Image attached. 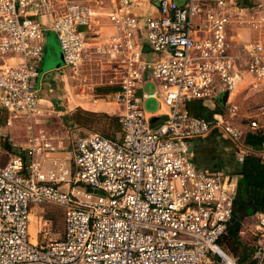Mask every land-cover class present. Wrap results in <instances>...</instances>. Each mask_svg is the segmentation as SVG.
<instances>
[{"label":"built area","instance_id":"obj_1","mask_svg":"<svg viewBox=\"0 0 264 264\" xmlns=\"http://www.w3.org/2000/svg\"><path fill=\"white\" fill-rule=\"evenodd\" d=\"M51 2L0 0V264H240L222 245L235 189L196 165L190 141L221 129L243 162L244 136L264 133L257 120L236 123L231 102L245 76L264 82V9L248 20L252 38L234 44L228 0H156L157 14L143 18L134 0H62L64 12L46 27L40 17ZM103 15L114 31H92ZM48 31L63 63L40 74ZM91 59L111 71L117 89L106 96L120 107V128L72 140L69 160L52 157L44 168L37 155L58 151L52 137L28 123V147H12L2 127L42 114L48 73L76 78ZM225 90L222 108L215 97ZM148 99L166 119L151 122ZM194 101L219 110L205 119L188 108ZM49 202L63 208V235L34 242L32 208ZM256 236L254 264H264V212Z\"/></svg>","mask_w":264,"mask_h":264},{"label":"rangeland","instance_id":"obj_2","mask_svg":"<svg viewBox=\"0 0 264 264\" xmlns=\"http://www.w3.org/2000/svg\"><path fill=\"white\" fill-rule=\"evenodd\" d=\"M184 3V0H177ZM228 9L231 13L230 36L234 44L245 43L252 38V32L249 30L248 20L252 18L260 9H264V0H228ZM65 4L62 0H52L50 6L44 9L42 17L46 27L51 23L52 17L63 13ZM52 13V17L50 15ZM41 19V17H40ZM50 22V23H49ZM61 50L55 35L47 38V46L44 52V69H55L61 62ZM111 71L105 65H101L97 60L91 59L85 62L82 72L76 78L70 76L57 77L54 81L58 86V93L53 92L52 104L42 115L31 119L21 117L14 120L12 128L16 132H21L23 138L22 144L27 141V124L37 125L34 132L40 131V125L43 122H52L53 126H62L64 131L74 134L72 140L87 136L90 132H100L105 135H113L120 128L119 114L121 113L119 105L106 96L104 91L99 88L111 87ZM56 89V88H55ZM147 91L153 89L152 84H148ZM231 102L238 107L235 122L245 125L248 119L257 120L264 125V82H259L249 76H245L237 87L233 90ZM76 103H81L73 115H66L64 112L73 107ZM144 108L148 112L156 111L159 108L158 102L154 99H148L144 102ZM51 110V111H48ZM48 117V118H47ZM78 117L82 118L86 125L78 123ZM0 125H5V118L0 119ZM77 126V127H76ZM10 129V131H11ZM6 131V129H3ZM2 130V132H3ZM22 146V145H21ZM37 209L32 211L30 232L34 242L45 243V237L59 239L64 231V211L63 208L54 203H44L35 205ZM33 206V207H35ZM33 209V208H32ZM50 220L46 226L42 223L41 217ZM47 230V232L45 231ZM256 239L253 237V240Z\"/></svg>","mask_w":264,"mask_h":264},{"label":"crops","instance_id":"obj_3","mask_svg":"<svg viewBox=\"0 0 264 264\" xmlns=\"http://www.w3.org/2000/svg\"><path fill=\"white\" fill-rule=\"evenodd\" d=\"M130 9L142 18L152 14L155 15L157 14V2L156 0H134V3L132 4ZM50 15L52 17V13H50ZM44 16L47 15L43 14L41 16V21L44 23V25H46V21L44 22L42 18ZM53 19L54 17H52L51 23L49 22V26L52 24ZM92 31L97 33H110L114 31V28L111 26L108 18L103 15L99 17L98 23H94ZM89 35L92 34L89 32ZM145 49L148 50L147 46H145ZM105 66L108 68L107 65ZM57 77H62L57 71H53L46 75V87L50 92L47 94L48 98L42 102V115L50 106H53L52 96L53 92L54 94L58 93V86L52 80L57 81ZM107 94L109 93H106V95ZM80 105L81 103H76L73 107H70L69 109L67 108V110L64 112L65 116L67 114L73 115ZM158 105L159 108L156 111H146L148 116L153 114L157 115L156 117H153L156 119V122L166 119V109L159 103ZM188 108L194 115L203 117L205 119L212 118L213 114L217 110H219L218 104L215 105L210 103H203L202 101L191 102L189 103ZM39 127L40 131L36 133L33 130V133L35 135H39L41 131H44L47 135L54 139V142L58 146L57 152L48 154L42 153L37 155V160L42 164V167L47 168L48 166H50V159L52 157L62 160H69L71 154L70 144L72 141L71 138L74 134V129L71 134L69 132L67 133V131H64V128L62 126L58 125L55 127L50 121L47 123L43 122V124H41ZM16 128L11 129V126L2 127V130L6 129V131L3 130V134L7 136L12 147H28L29 132L27 135L26 143L22 144L21 141L24 138L22 134H20L21 132H16ZM34 128H37V125H34ZM190 145L195 153L196 165L200 169L212 173H218L223 177L228 178V180L231 182L236 193L234 215L231 222V228L239 230L240 238L244 242L254 245L256 243V239L253 240V237H255L257 233V214L261 212L254 213L253 207L250 203L251 188L249 183L244 179L245 170L243 167V162H240L238 160V146L230 138H228L221 129H214L208 135L191 139ZM251 153H254L252 154L253 156L261 159V161L264 162V148L259 151H251ZM47 155L50 157H47ZM36 209L37 206L33 207L32 211Z\"/></svg>","mask_w":264,"mask_h":264},{"label":"trees","instance_id":"obj_4","mask_svg":"<svg viewBox=\"0 0 264 264\" xmlns=\"http://www.w3.org/2000/svg\"><path fill=\"white\" fill-rule=\"evenodd\" d=\"M117 87L111 86L106 88H99V91H104V93H110L116 90ZM78 123L86 125L78 117ZM264 141V133L255 132L247 133L244 136L243 146L248 149V152L243 161L244 167V179L249 183L251 188L250 203L253 207L254 213L264 212V162L261 159L253 156L251 151H259L262 149V143ZM9 149V145H6ZM256 240L257 236L255 235ZM222 245L226 250L236 257L240 264H254L253 255L256 248V243L249 244L244 242L240 238L239 230H235L229 227L228 234L223 238Z\"/></svg>","mask_w":264,"mask_h":264},{"label":"water","instance_id":"obj_5","mask_svg":"<svg viewBox=\"0 0 264 264\" xmlns=\"http://www.w3.org/2000/svg\"><path fill=\"white\" fill-rule=\"evenodd\" d=\"M245 1H246L247 4H249V5L251 4V2H250L249 0H245ZM52 35H55V36H56V39H57V41H58V44H59V46H60V50H61V54H60L61 62L56 66V68H59V67L62 65V63H63V52H62V49H61V45H60V41H59L58 36H57L56 34H54L52 31H48V32L46 33V44H45V50H46V46H47V38L50 37V36H52ZM44 59H45V58H44V56H43V62H42V67H41V69H40V74H42V73L45 72V71L51 70V69H44ZM56 68H55V69H56ZM228 97H229V91H228V90H225V91L221 92L219 95H217V96L215 97V99H216V101L218 102L219 106H221L222 108H225V107H226L227 100H228ZM159 122H160V120H159ZM152 123H153V124H156V123H158V122H156V119L153 118V119H152Z\"/></svg>","mask_w":264,"mask_h":264}]
</instances>
